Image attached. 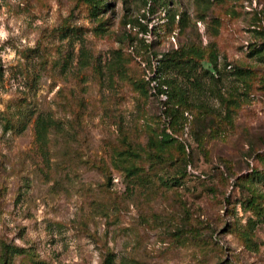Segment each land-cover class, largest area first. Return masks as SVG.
Returning <instances> with one entry per match:
<instances>
[{
    "label": "rangeland",
    "instance_id": "obj_1",
    "mask_svg": "<svg viewBox=\"0 0 264 264\" xmlns=\"http://www.w3.org/2000/svg\"><path fill=\"white\" fill-rule=\"evenodd\" d=\"M0 264H264V0H0Z\"/></svg>",
    "mask_w": 264,
    "mask_h": 264
},
{
    "label": "trees",
    "instance_id": "obj_2",
    "mask_svg": "<svg viewBox=\"0 0 264 264\" xmlns=\"http://www.w3.org/2000/svg\"><path fill=\"white\" fill-rule=\"evenodd\" d=\"M90 3L95 2L96 0H86ZM150 3H155L156 0H149ZM175 52L171 53L170 55H163L161 56L162 59L158 60L159 65H160V69H159V65H158V69L155 71L154 77H152L151 79H149L148 81V85L150 84V82H155L156 86H154L155 92L159 95L161 93H165L166 91L162 90V87L166 84H168L165 80L167 79V74L164 72L168 71V70H174V69H178V65L180 64V62L176 61L174 59L175 57ZM165 67V68H164ZM163 70V71H161Z\"/></svg>",
    "mask_w": 264,
    "mask_h": 264
}]
</instances>
